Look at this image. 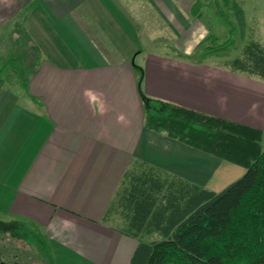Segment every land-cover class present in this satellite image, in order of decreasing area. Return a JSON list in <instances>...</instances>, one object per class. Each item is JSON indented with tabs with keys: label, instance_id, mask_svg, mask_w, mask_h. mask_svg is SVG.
<instances>
[{
	"label": "crops",
	"instance_id": "crops-1",
	"mask_svg": "<svg viewBox=\"0 0 264 264\" xmlns=\"http://www.w3.org/2000/svg\"><path fill=\"white\" fill-rule=\"evenodd\" d=\"M213 3L0 0V215L81 264H131L161 239L119 213L126 177L145 161L204 186L212 154L147 127L141 92L264 134L263 81L179 56L212 32ZM157 37L181 51L148 52L142 89L135 40Z\"/></svg>",
	"mask_w": 264,
	"mask_h": 264
},
{
	"label": "trees",
	"instance_id": "trees-1",
	"mask_svg": "<svg viewBox=\"0 0 264 264\" xmlns=\"http://www.w3.org/2000/svg\"><path fill=\"white\" fill-rule=\"evenodd\" d=\"M233 5L234 0L213 3L215 14L228 25V35L209 33L193 52L179 56L195 64L219 59L214 66L264 82V43L254 38L241 48L235 36L237 20L228 13ZM141 95L147 127L246 171L213 191L138 162L118 192L119 213L139 231L157 232L161 239L140 242L131 264H264L263 131ZM33 229H25V241L47 257L48 246Z\"/></svg>",
	"mask_w": 264,
	"mask_h": 264
},
{
	"label": "rangeland",
	"instance_id": "rangeland-1",
	"mask_svg": "<svg viewBox=\"0 0 264 264\" xmlns=\"http://www.w3.org/2000/svg\"><path fill=\"white\" fill-rule=\"evenodd\" d=\"M235 5H233V8L228 10V13L236 18L237 23V29L235 36L237 37L238 43L240 44L241 48L245 46L251 39H257L264 43V27L262 26L263 18H258L263 13L260 12L261 6L260 4L264 3V0H234ZM264 12V8H263ZM218 21L214 22V24L211 23L212 27V34H215L216 36H219L220 38L226 36L229 34L228 25L223 22L220 18H217ZM230 20V19H229ZM258 20V21H256ZM230 24V22H229ZM231 28V27H230ZM169 33L167 32L168 36ZM165 36V32L162 35H158V37ZM157 37V38H158ZM162 39V38H161ZM161 39H147V38H140L135 40L136 46L138 47V50L141 51L140 54L137 55L135 59L136 64V72L139 73V81L142 78V71L144 70L143 66V60L146 57L148 52H157L158 54L163 55H169V56H175L178 53H180L181 45H173V43L177 42V38L174 40L167 38L166 45L160 46L159 40ZM165 40V39H164ZM164 43V42H163ZM182 44V43H179ZM240 48V49H241ZM7 57L9 58L10 55L7 54ZM217 61H220L219 59H213L210 60L211 64L217 63ZM28 70H23V74H29ZM18 70L10 72L11 74L18 73ZM144 79V77H143ZM143 86V81L141 83V87ZM143 89V87H142ZM262 145L264 146V134L261 141ZM214 157V158H212ZM208 164L204 167L206 168V172H208V179L205 181V187L213 190V191H221L226 186H228L233 181L237 180L239 177H241L245 171L246 168L237 164H234L232 162H229L225 159H222L220 157L211 155V157L208 158ZM193 165H198L195 159H193ZM200 164V163H199ZM14 217L12 216H5L0 215V248H2L3 245H6L7 247H12L11 249L13 251H17L21 255V264H81L77 263L76 261L71 262L69 257H65L63 254H57L51 252L50 248L48 247V253L47 257L46 255L41 256L36 248L30 244H28L26 241L18 239L15 236L10 237L5 231L2 230L4 227V224H10L13 223ZM18 223V229L19 231L23 230L25 231L26 228H30V225H23L21 222ZM15 223V224H16ZM7 230V229H6ZM35 233H39V231L36 229H33ZM125 232L129 233L132 237H134V234H137V231H131L127 229H123ZM151 236H149L150 238ZM153 237V235H152ZM154 237L161 238V236L155 235ZM153 237V238H154ZM130 251V247H129ZM53 253V254H52ZM46 257V259H45ZM20 259V258H19ZM3 261L7 262L8 264H13V260H10L9 258H3ZM83 264V263H82ZM113 264H126L125 257L121 256L120 260L118 262H115Z\"/></svg>",
	"mask_w": 264,
	"mask_h": 264
},
{
	"label": "flooded vegetation",
	"instance_id": "flooded-vegetation-1",
	"mask_svg": "<svg viewBox=\"0 0 264 264\" xmlns=\"http://www.w3.org/2000/svg\"><path fill=\"white\" fill-rule=\"evenodd\" d=\"M15 223L16 222L13 221V223L6 224V225L4 224V227L2 228V230L5 231L10 237L15 236L18 239L25 241V238H24L26 236L25 231H23V230L19 231L18 223H16V224ZM0 240H1V238H0ZM11 248L12 247L9 248L6 245H3L2 248H0V264H8L7 262L2 260L3 258H9L10 260H13V264H21L22 263L21 255L17 251H13Z\"/></svg>",
	"mask_w": 264,
	"mask_h": 264
}]
</instances>
